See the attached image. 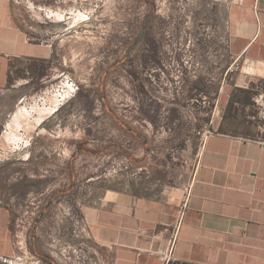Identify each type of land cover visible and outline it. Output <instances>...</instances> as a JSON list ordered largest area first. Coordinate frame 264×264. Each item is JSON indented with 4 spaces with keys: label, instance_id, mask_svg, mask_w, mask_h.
<instances>
[{
    "label": "rangeland",
    "instance_id": "obj_1",
    "mask_svg": "<svg viewBox=\"0 0 264 264\" xmlns=\"http://www.w3.org/2000/svg\"><path fill=\"white\" fill-rule=\"evenodd\" d=\"M150 1L154 18L135 56L129 49L144 26L145 0H17L28 36L52 55L37 70L26 65L25 81L0 98V200L12 207L20 243L10 264H48L41 255L102 264L84 207L109 191L158 192L187 179L203 131L220 132L215 90L239 71L227 55L228 0L218 1L217 20L182 23L192 43L201 33L203 46L201 68L187 64L184 83L177 63L164 60L166 33L179 24L166 17L183 6L203 15L202 0ZM199 75L196 102L190 86Z\"/></svg>",
    "mask_w": 264,
    "mask_h": 264
},
{
    "label": "crops",
    "instance_id": "obj_2",
    "mask_svg": "<svg viewBox=\"0 0 264 264\" xmlns=\"http://www.w3.org/2000/svg\"><path fill=\"white\" fill-rule=\"evenodd\" d=\"M16 2L0 0L3 99L25 81L26 65L37 70L52 55L51 46L28 36ZM225 18L227 55L239 62V71L230 84L217 86L220 132L198 146L187 179L158 192L109 191L84 207L87 235L102 264H161L156 253L167 246L186 195L168 264H264V145L255 141L261 121L253 105L264 91V0H228ZM17 243L12 207L0 200V264L16 255Z\"/></svg>",
    "mask_w": 264,
    "mask_h": 264
},
{
    "label": "flooded vegetation",
    "instance_id": "obj_3",
    "mask_svg": "<svg viewBox=\"0 0 264 264\" xmlns=\"http://www.w3.org/2000/svg\"><path fill=\"white\" fill-rule=\"evenodd\" d=\"M145 1L148 4V11H146V13L142 15L141 20L144 26L139 30L134 39V47L132 49V52L135 56H138L139 48L147 38L145 25L149 20L154 18L155 14L153 2L150 0ZM217 8L218 0H202L197 6V10L204 11L203 15L199 13H191L188 16L186 14V9L183 6L182 13H176V11L180 12L181 8H179L178 10L171 8L170 13L166 17V19L169 21H179V24L178 27L173 26L171 31L166 33L165 42L167 43V51L164 60H166L168 68H170L171 64H174V62L177 63L183 83L185 82V76L187 74V64H189L190 66L192 64V61H194L196 67L199 66L201 68L203 46L201 33H196L195 43H192L191 38L193 37V33L187 32L185 29H183L184 26L182 23L186 22L187 19L199 20V17L202 16H210L211 20H217ZM215 53L217 54V46L215 48ZM187 59H190L191 61L188 62ZM168 75L172 76L171 69L168 70ZM192 83L194 86H190V88L193 89L190 95V99L196 102L203 100V83L201 75H199L198 77L196 76L195 81ZM216 94L217 88L215 90V95Z\"/></svg>",
    "mask_w": 264,
    "mask_h": 264
},
{
    "label": "built area",
    "instance_id": "obj_4",
    "mask_svg": "<svg viewBox=\"0 0 264 264\" xmlns=\"http://www.w3.org/2000/svg\"><path fill=\"white\" fill-rule=\"evenodd\" d=\"M253 105L256 110V115L261 121V125H259L260 129V137H257L255 141L259 142L261 145H264V91L259 92L256 94L253 98ZM216 133V131H212L210 128L206 129L202 133V139L201 143L204 141L205 138L212 136ZM200 143V144H201ZM201 146V145H198ZM187 207V195L184 196L182 199L181 203L179 204L178 207V213L175 221L170 227V235L168 238V244L165 248H160L158 249L156 255L158 260L160 261L161 264H168L172 261V249L176 243L177 240V232L180 227L185 209ZM19 245V243H17ZM15 258V256L12 257H3L2 262L3 264H10L12 260Z\"/></svg>",
    "mask_w": 264,
    "mask_h": 264
},
{
    "label": "bare ground",
    "instance_id": "obj_5",
    "mask_svg": "<svg viewBox=\"0 0 264 264\" xmlns=\"http://www.w3.org/2000/svg\"><path fill=\"white\" fill-rule=\"evenodd\" d=\"M80 15H81V13H78V14L76 15L77 19L80 17ZM57 17H58V16H57Z\"/></svg>",
    "mask_w": 264,
    "mask_h": 264
},
{
    "label": "water",
    "instance_id": "obj_6",
    "mask_svg": "<svg viewBox=\"0 0 264 264\" xmlns=\"http://www.w3.org/2000/svg\"><path fill=\"white\" fill-rule=\"evenodd\" d=\"M133 47H134V45H132V46L130 47L129 52L133 49Z\"/></svg>",
    "mask_w": 264,
    "mask_h": 264
}]
</instances>
